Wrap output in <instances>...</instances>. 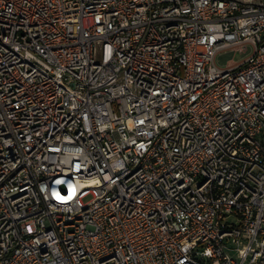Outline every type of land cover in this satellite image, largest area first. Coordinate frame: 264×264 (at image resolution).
<instances>
[{
  "label": "built area",
  "instance_id": "built-area-1",
  "mask_svg": "<svg viewBox=\"0 0 264 264\" xmlns=\"http://www.w3.org/2000/svg\"><path fill=\"white\" fill-rule=\"evenodd\" d=\"M0 264H264V0H0Z\"/></svg>",
  "mask_w": 264,
  "mask_h": 264
},
{
  "label": "rangeland",
  "instance_id": "rangeland-1",
  "mask_svg": "<svg viewBox=\"0 0 264 264\" xmlns=\"http://www.w3.org/2000/svg\"><path fill=\"white\" fill-rule=\"evenodd\" d=\"M251 53V47L245 48L243 51H223L216 58V64L224 67L229 61L239 62Z\"/></svg>",
  "mask_w": 264,
  "mask_h": 264
}]
</instances>
